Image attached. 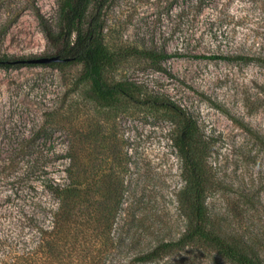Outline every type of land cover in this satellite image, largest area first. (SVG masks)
Instances as JSON below:
<instances>
[{
  "label": "rangeland",
  "instance_id": "obj_1",
  "mask_svg": "<svg viewBox=\"0 0 264 264\" xmlns=\"http://www.w3.org/2000/svg\"><path fill=\"white\" fill-rule=\"evenodd\" d=\"M60 1L0 0V57L56 54L39 13L57 28ZM104 21L118 60L108 80L137 81L197 121L209 151L212 224L248 238L264 257V0H111ZM82 69L81 62L0 66V235H16L21 209L56 203L45 183L65 179L68 148L80 140L86 162L97 159L100 173L108 165L125 183L116 222L122 254L109 264H238L200 242L137 260L176 241L189 223L190 201L179 195L186 186L179 117L130 101L100 104L78 82ZM111 148L114 162L106 159Z\"/></svg>",
  "mask_w": 264,
  "mask_h": 264
},
{
  "label": "trees",
  "instance_id": "obj_2",
  "mask_svg": "<svg viewBox=\"0 0 264 264\" xmlns=\"http://www.w3.org/2000/svg\"><path fill=\"white\" fill-rule=\"evenodd\" d=\"M110 1L61 0L57 28L48 25L41 13L39 17L47 38L61 58L50 63H83L78 82L89 84L92 100L114 108L130 101L152 109L163 108L179 117L175 144L183 158L186 180L179 195L181 202L190 201L189 223L176 241H162L144 249L137 260H155L166 248L200 242L216 246L220 253L238 264H264L255 243L244 236H229L222 227L214 228L212 224L206 204L209 151L197 121L174 101L147 93L137 81L108 80L107 72L118 61L104 33V12ZM149 55L160 59L169 53L149 51ZM21 59L6 55L0 57V66L23 63ZM75 138H79L78 131ZM84 152L80 140L71 145L67 151L65 179H50L45 183L56 203L41 200L32 210L21 209L20 220L24 224L16 235L11 236L10 232L0 235V264H109L121 258L116 222L124 200V179L108 165L100 173L97 159L86 162ZM109 153L107 161L113 157L114 162L118 152L111 148ZM27 226L31 231L25 235Z\"/></svg>",
  "mask_w": 264,
  "mask_h": 264
},
{
  "label": "water",
  "instance_id": "obj_3",
  "mask_svg": "<svg viewBox=\"0 0 264 264\" xmlns=\"http://www.w3.org/2000/svg\"><path fill=\"white\" fill-rule=\"evenodd\" d=\"M60 56L57 54L49 55V56H39V57H31V58H23L20 61L23 62H40V63H48L52 61L60 60Z\"/></svg>",
  "mask_w": 264,
  "mask_h": 264
}]
</instances>
